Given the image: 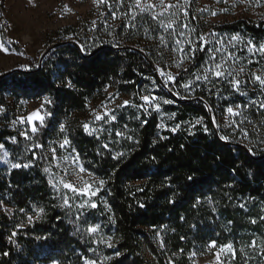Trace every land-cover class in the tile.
Segmentation results:
<instances>
[{"label": "trees", "instance_id": "16d2710c", "mask_svg": "<svg viewBox=\"0 0 264 264\" xmlns=\"http://www.w3.org/2000/svg\"><path fill=\"white\" fill-rule=\"evenodd\" d=\"M131 4L132 0H124L123 5L107 0L104 19H111L114 11L121 18L116 28H63L55 33L57 39L36 67L0 75V107H17L45 97L51 100L45 104L46 113L51 114L36 133L28 134L29 139L0 128V144L5 145L10 160L31 161L29 168L8 169L0 177V202L12 210L7 215L0 207V264H85V259L97 264H189L191 254H205L212 242L217 247L232 245V264H264L260 252L264 245V109L259 107L264 91L252 77L253 73L264 75V57L247 51L248 40L256 45L264 42V19L235 20L208 28L190 13L176 20L177 33L184 35L173 37L149 14H136L133 20ZM184 24L188 27H181ZM237 34L240 42L229 43ZM200 35L208 42L204 50L186 60L188 72L177 69V82L165 87L159 70L174 69L188 54V40L200 45ZM176 39L182 41L180 45ZM229 53L233 59H228ZM210 56L216 62L226 59L225 68L233 74L244 68L239 79L246 95L233 92L226 80H195L191 73L210 62ZM190 80L191 91L182 87ZM105 89L136 103H141L136 93H151L174 103H161L160 111L150 114L118 108L117 120L109 122L103 133L88 135L82 116ZM236 105L241 106V115H228L224 125L220 120L226 109L237 110ZM197 118H203V125L192 127ZM233 120L236 123L229 126ZM161 124L166 127H158ZM176 125L180 127L171 131ZM116 131L134 140L116 137ZM65 137L81 166L106 181L92 197L96 209H78L86 197L49 184L52 179L44 172V150ZM104 144L109 148H103ZM249 147L254 151L249 152ZM116 152L125 156L114 160ZM65 195L72 198L71 208L63 205ZM40 207L45 209L42 219L29 223L28 216ZM95 224L100 231L88 234L85 229ZM108 238L111 248L101 242ZM252 241L256 248L249 246Z\"/></svg>", "mask_w": 264, "mask_h": 264}, {"label": "rangeland", "instance_id": "374dc122", "mask_svg": "<svg viewBox=\"0 0 264 264\" xmlns=\"http://www.w3.org/2000/svg\"><path fill=\"white\" fill-rule=\"evenodd\" d=\"M133 2L134 0H132ZM146 2L158 3V0H146ZM177 2L184 5V0H165V3L176 4ZM107 7L105 4H94L93 0H0V43H3L7 49V51L0 50V75L14 70L36 67L44 58L51 42L57 39L58 36L55 33L63 28L81 27L83 25L89 30L96 29V27H100V30L116 28L121 18L116 16L115 19L112 17L105 20L104 17L108 15ZM185 9L188 14L193 13L195 16H199L208 28L210 25H220L235 20L244 19L257 22L264 19V0H226V2L219 0V3L217 0H191L189 5H184L179 10L171 9L165 12L164 16L169 18L172 16V12L176 11L177 15L172 18L178 20L184 16ZM161 10L157 8L155 12ZM135 12L141 14L138 13V10ZM155 12L149 10L145 14L152 16ZM213 12L216 15H213ZM3 36L5 40L2 39ZM12 45L17 46V49H12ZM176 70V68L168 69L165 72L175 73ZM159 78L164 84L163 78L161 76ZM109 94H113L111 99ZM124 100L129 99L112 90H107L101 99L88 106L82 120L90 125V130L95 129L91 135L103 133L109 124V122H105L107 117L101 121L95 120L93 110L98 114H103L106 110L105 106L108 109L117 110V105L122 104ZM140 102L142 103V101ZM0 108L3 109L0 111V128L6 127L23 138L25 137L21 133L34 134L31 128L39 123L34 119L28 121L27 117L37 109H41L40 115L46 114L44 100L27 102L17 107ZM228 115L230 114L227 113L224 119L220 120L224 125L228 122ZM47 118L48 116L45 115V120ZM59 144L57 143L54 147L56 149L55 158L51 152L53 148H46L43 153L44 163L49 169V176L55 184H59V179L63 177L65 181L80 186V181L75 175L78 171L77 162L73 159L75 156L67 146L62 149ZM5 151L8 152L6 148L0 149V157L4 156ZM6 159L10 160L9 153ZM78 164L81 165L79 161ZM8 169L11 168L0 160V177ZM65 169L67 174H65ZM81 175L84 180L91 183L87 173ZM5 209L8 208L2 205V212L8 215ZM233 256L232 252L223 247L209 246L203 255L191 254L189 264H232Z\"/></svg>", "mask_w": 264, "mask_h": 264}, {"label": "snow or ice", "instance_id": "6c2138e0", "mask_svg": "<svg viewBox=\"0 0 264 264\" xmlns=\"http://www.w3.org/2000/svg\"><path fill=\"white\" fill-rule=\"evenodd\" d=\"M118 2L123 5L124 0H118ZM217 2L219 3V0H217ZM226 2V0H225ZM94 4H106L107 0H93ZM191 3V0H184V5H189ZM184 5H181L179 2H177L176 4H172V3H165V0H158V3H148L146 2V0H134V2L129 6L130 10L133 11V15L131 16V18L134 20L136 18V12L135 10H138V13H145L148 12L149 10H152L153 12H155V10L157 8L162 9L160 12H155V14L152 15V20L157 22L158 26L160 28H162L165 32H169V35L175 37L177 35L179 36H183L184 33L180 32L177 33L176 30V20L173 19L172 17H175L177 15L176 11L172 12V16L169 17L167 20H165L164 17V13L171 10V9H176L179 10L181 8L184 7ZM109 9L111 10V5H109ZM206 10V9H205ZM213 15H216L215 12L212 13ZM113 18H116V14L113 11L112 12ZM184 16L187 17L188 16V12L185 9L184 11ZM93 24H95V21H93ZM181 27L187 28L188 25L184 24L181 25ZM171 30V31H169ZM190 31H195L194 29H190ZM66 39L71 40V37H66ZM160 43L164 44L165 42V38L163 36H161L160 38ZM241 40V37L237 34V35H233L232 37H230L229 43L232 42H237L239 43ZM199 41H200V45H193L191 40H188V44L190 45L189 49H188V54H186L185 56L181 57V59L179 61H177L175 63V68L176 69H182L184 72H188V68L185 66V61L186 60H192L194 58V54L196 51H203L204 47L203 45H206L208 42L205 38L204 35H200L199 36ZM181 40L180 39H176L175 43L177 45L181 44ZM219 43H223V41H219ZM0 50L3 51H7V49L4 47L3 43H0ZM85 48L82 46L81 47V51H84ZM176 51H180V52H184L183 48H177L175 49ZM143 51V50H141ZM215 51L219 52L220 49H215ZM247 51L253 55L259 54L261 57H264V42H261L259 45H256L255 43H253L252 40H248L247 41ZM228 59H233V56L231 53L228 54ZM253 61L249 60L248 63L251 64ZM227 64V60L226 59H222L221 62H216V57L215 56H210V62H205V65L198 69L197 72L191 73V75H193L195 77L196 81H206V82H213V78H215V81H221V80H226L227 83L230 85L231 89L233 92H237L240 95H246L245 92H243L241 90V83L242 81L239 79V75L240 73L244 72V68L241 67L235 74H233L232 71L228 70L225 68V65ZM159 75L161 76V78H163V83L165 87H168V85L170 83H174L177 82V77L180 75V72L177 71L175 73L173 72H165L164 70L160 69L159 70ZM230 77V79H229ZM253 77V81L254 82H258L260 85V88L262 91H264V75H257L255 73L252 74ZM153 85H156V81L153 80ZM192 84L193 81H188L187 83H184L182 85L183 88H185L186 90L191 91L192 90ZM69 86H71L69 84ZM105 91H107V89H105ZM209 92H211V89H209ZM113 94H109V98H112ZM135 95H137L139 97V100L142 101V103H136L135 101L129 99V100H124L122 104L117 105L118 108H127V107H132V108H136L138 110H143L145 113L150 114L149 110H153L156 112L160 111L161 108V103L164 105H169L174 103L173 100L171 99H161V97L156 96V95H152L151 93L147 94V95H141L139 93H136ZM200 99H203V97H200ZM51 100H49L47 97L44 98V104H50ZM255 103V102H252ZM240 105H236V109L234 110L233 107H228L226 109L227 113L230 114L231 116H239L241 115V112L238 111V109L240 108ZM259 107L261 109H264V101L259 103ZM105 111L103 112V114H98L95 110H93V115L95 117V120L97 121H101L104 120L105 117H107V120L105 122H115L117 120V117L115 115V111L116 109H108L105 106ZM0 111H3L2 108H0ZM41 109H37L34 112H32L29 117H27L28 121H32L33 119L38 121V125H33L31 128L32 133H36L38 131V127H42L44 126V120H45V115H50L51 113H46L45 115H40ZM174 115V114H173ZM137 119H139V117H136ZM214 124H216L215 119L213 118L212 121ZM142 123H147V121H142ZM236 121H231V123L229 124V126H231V124H235ZM196 125H203V118H197L195 123L192 125V127H195ZM84 131L86 133H88L89 135L93 134V132H95V129H91L90 130V125L88 123H84L82 125ZM158 127L161 128H165L166 126L161 124ZM180 127V125H176L175 127L171 128L170 130L175 132L178 128ZM217 127H219V125H217ZM125 128H127V125H125ZM203 130L205 132H209V128L207 126L203 127ZM60 131L64 132L65 131V125L61 124L60 125ZM245 136V138H247L248 133L246 130H241ZM21 135H23L25 137V139H29V135L27 132L21 133ZM116 137L119 138H123V139H127L129 141H133L134 138L131 135H126L125 132L123 131H116L115 133ZM162 139L164 137H161ZM221 140H228V137L226 136H221L220 137ZM12 142L15 143V138H12ZM136 143H138V141H135ZM66 146H70V140L65 137L63 139V142L59 144L60 148H65ZM34 147L37 148H42L43 145L41 144H35ZM103 148L108 149L109 145L108 144H104ZM0 149H5V145L4 144H0ZM55 151L56 149L53 148L51 149V152L53 153V158H55ZM249 152H253L254 148L253 147H249L248 148ZM8 156V152L5 151L4 152V156L0 157V160L3 161V163H5L6 165H8L11 169H20V168H29L31 166V161L28 163H22V162H11L10 160L6 159V157ZM125 156L124 152H116L113 156L112 159L114 160H120L122 157ZM33 157L35 158V153H33ZM67 159V158H66ZM74 161L77 162V168L78 171H76L75 175L77 176L78 180L80 181V186H77L74 183L71 182H67L65 181V179L63 177H61L58 181L59 184H61L63 186V188L65 189H69L71 192H73L76 196H84L86 197V199H84V201L82 203H80L78 205V209H96L98 207V204L92 199V197H95L98 195L99 191L101 190V188L106 184V181L104 179H98L92 176L91 173L87 172V169H85L83 166L78 164V160L79 157L76 156L73 158ZM65 174H67V170L65 169ZM44 172H49L48 168L44 169ZM82 173H87L91 183L87 180L83 179V176L81 175ZM189 179H191V177H189ZM49 184L55 188L56 184L53 183V181H49ZM57 191H59V189H57ZM74 198V197H73ZM63 199V205L67 208H71L72 204L70 203V197H68L67 195L62 197ZM0 207H2V202H0ZM105 207H107V203L105 202ZM241 207H243V205H241ZM11 209H5V212L10 214L11 213ZM21 212L24 211V209H20ZM45 213V209L43 207H40L38 210H35V214L34 216H28V222L29 223H33L34 219L35 220H39L42 219V214ZM84 213L81 212L80 215L82 216ZM80 216L76 217V220L79 221ZM262 220H264V217H261ZM115 221H113L114 223ZM253 224L256 223L255 220L252 221ZM77 231H80L79 228H77ZM85 231L90 234V235H94L97 234L100 231V225L99 224H95V225H89ZM13 236L16 235L15 232L12 233ZM9 239H11V237H9ZM107 244L108 247H113V244L111 242V238H108V240H104L101 241ZM211 247H215V242H212V244L210 245ZM250 247L256 248L257 244L255 241H252V243L249 245ZM223 248L227 249L229 252H232L233 255L234 253V249L232 247L231 244H227V245H223ZM260 252L261 255L264 256V245L260 246ZM4 255H7V253H5ZM117 256L120 255L119 252L116 253ZM106 259H111V257H107ZM85 264H97L96 260H91V259H85Z\"/></svg>", "mask_w": 264, "mask_h": 264}]
</instances>
